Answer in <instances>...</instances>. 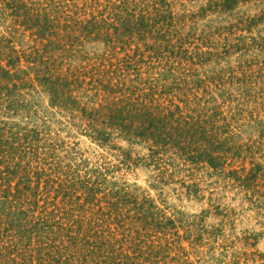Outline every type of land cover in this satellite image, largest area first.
I'll return each instance as SVG.
<instances>
[{"label": "rangeland", "instance_id": "rangeland-1", "mask_svg": "<svg viewBox=\"0 0 264 264\" xmlns=\"http://www.w3.org/2000/svg\"><path fill=\"white\" fill-rule=\"evenodd\" d=\"M0 264H264V0H0Z\"/></svg>", "mask_w": 264, "mask_h": 264}]
</instances>
